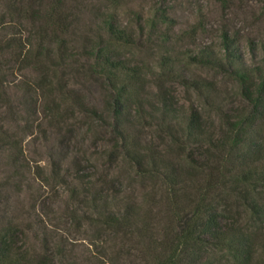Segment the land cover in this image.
Returning <instances> with one entry per match:
<instances>
[{
    "label": "rangeland",
    "instance_id": "374dc122",
    "mask_svg": "<svg viewBox=\"0 0 264 264\" xmlns=\"http://www.w3.org/2000/svg\"><path fill=\"white\" fill-rule=\"evenodd\" d=\"M31 1L19 0V4H14L15 11L5 14L9 0H0V16L4 14L3 20L10 22L0 28L1 44L29 24L22 11ZM65 1L67 38L70 39L66 54H70V64L60 63L59 52L55 50L51 56L42 53L35 58L29 54L24 62L18 60L17 54L0 51V131H8L13 146L0 154V181L19 182L17 186L9 184L2 191L6 201L0 204V216L5 211V217L17 222L32 243L34 234H40L41 223L48 229L50 224L56 223L51 230L58 227L75 242L72 262L89 264L88 250L94 247L88 240L90 230L84 219L79 218L81 229L76 230L70 223L71 229L63 231V216L79 208L76 201L67 198V183L77 171L106 172L107 179L112 178L114 185L128 198L139 203L142 226L146 224L149 233L159 237L166 219L162 201L165 183L161 177L156 173L139 176L127 157L111 148L110 128L96 127L78 107L81 100L104 106L108 95L105 83L92 77L93 72L100 69L108 71V65L101 58L96 62L84 56L85 50L94 43L95 29L101 18L107 12L115 14L132 36L127 43L111 41L107 36L100 41L106 44V51L113 58L122 61L124 68L115 71L110 79L115 88L128 86L124 93L126 109L139 100L143 103L144 114L133 119L135 125H128L137 148L142 153L149 150L145 153L155 155L156 160L172 162L185 178L191 177L202 186L205 174L189 168L187 155L201 162L226 160L229 156L205 154V148L183 137L179 127H174V132L169 131L153 108L163 96L175 101L184 114L191 106L201 108L207 121H212L210 128L214 136L221 131L218 118H228L246 109L237 95V85L228 74L215 67L191 63L187 56L202 50L220 55V35L226 32L245 53L250 66L263 71L264 0ZM184 77L207 79L213 86L197 94L182 84ZM177 131L179 133H175ZM247 131L250 137L264 139V123L257 122ZM170 134L178 141H172ZM244 148V145L235 146L230 160ZM107 149H113L117 158L109 160ZM13 160L27 168L16 169ZM72 160H81V164L73 165ZM53 171L58 178L52 177ZM189 185L196 186L194 182ZM54 233L53 230L50 234ZM132 248L128 251L132 252ZM130 252L122 257L123 264H135L136 258ZM226 262L237 264L230 256Z\"/></svg>",
    "mask_w": 264,
    "mask_h": 264
},
{
    "label": "trees",
    "instance_id": "16d2710c",
    "mask_svg": "<svg viewBox=\"0 0 264 264\" xmlns=\"http://www.w3.org/2000/svg\"><path fill=\"white\" fill-rule=\"evenodd\" d=\"M15 3L20 2L9 0L8 12L4 13L15 11ZM65 3V0H32L26 10H20L26 13L25 20H29V24L5 43H0V51L17 54L18 60L24 62L29 54L35 58L42 53L51 56L55 50L59 52L60 63L70 64V54H66L70 39L67 38L69 24ZM4 16H0L1 29L10 25L3 20ZM95 30L94 43L85 50L84 56L96 62L101 58L108 65V71L100 69L91 75L105 83L108 95L104 106L97 107L81 100L78 107L96 127L110 128L111 148L122 152L139 176L156 173L161 177L165 183L162 201L166 219L159 237L149 233L147 225L142 226L139 203L128 198L114 185L112 178L107 179L106 172L98 175L93 168L94 172L77 171L67 183V198L76 201L79 208L63 216V231L71 229L70 223L76 230L81 229L79 218L84 219L90 230L88 240L94 247L88 250L89 264H123L121 259L130 252L131 246L130 255L135 256V264H228L227 256L237 264H264V139L246 134L252 125L264 123V69L251 67L245 53L235 46L226 32L220 35V55L202 50L187 56L191 63L215 67L228 74L238 87L240 102L245 104L246 109L242 108L239 114L218 118L221 131L217 136L210 128L212 121H207L201 108L191 106L184 114L172 99L163 96L157 100L153 110L169 131L174 132L177 126L183 137L205 148V154L229 156L226 160L201 162L187 155L189 168L205 174L200 186L197 180L179 173L172 162L156 160L155 155L145 153L149 150L142 153L137 148L128 125H135L134 120L144 114L143 103L139 100L130 107L133 110L126 109L124 93L128 86L115 88L110 79L115 71L124 68L122 61L113 58L106 51V44L100 41L107 36L111 41L127 43L132 36L117 16L108 12ZM181 82L197 94L213 86L207 79L184 77ZM169 136L172 141H178L172 134ZM10 137L6 129L0 131V154L13 148ZM237 145L245 148L230 160ZM106 155L109 160L117 158L113 149H107ZM15 163L13 160L18 170L27 168L23 163ZM72 164L79 166L81 160H72ZM55 176L58 178L53 171L52 177ZM191 182L196 186H190ZM9 184L17 186L19 182L0 181V204L6 201L1 193ZM5 213L3 211L0 216V264H74L76 245L72 238L66 237L58 227L53 229L56 233L50 234L56 223L50 224L48 229L40 222L43 225L40 234H34L32 243L19 224L5 217ZM150 220L148 218V222Z\"/></svg>",
    "mask_w": 264,
    "mask_h": 264
}]
</instances>
